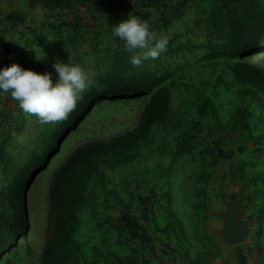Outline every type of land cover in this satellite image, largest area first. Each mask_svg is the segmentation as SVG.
I'll use <instances>...</instances> for the list:
<instances>
[{
  "label": "rangeland",
  "instance_id": "obj_1",
  "mask_svg": "<svg viewBox=\"0 0 264 264\" xmlns=\"http://www.w3.org/2000/svg\"><path fill=\"white\" fill-rule=\"evenodd\" d=\"M116 1L94 19L57 11L32 22L0 11V68L19 62L52 72L55 82L56 60L72 58L94 81L148 72L171 93L164 119L135 150L78 169L74 205L58 229L54 172L84 144L138 130L157 88L99 94L74 113L81 100L54 124L0 95V264H43L51 238L52 264H215L218 257L244 264L251 248L263 252L264 91L238 81L232 67L258 57L264 67V42L243 58L230 55L228 27L207 22L218 0ZM132 13L169 38L166 51L141 66L111 35ZM13 189L25 192L28 210L15 238L8 221ZM231 216L243 226L239 243L230 240Z\"/></svg>",
  "mask_w": 264,
  "mask_h": 264
},
{
  "label": "trees",
  "instance_id": "obj_2",
  "mask_svg": "<svg viewBox=\"0 0 264 264\" xmlns=\"http://www.w3.org/2000/svg\"><path fill=\"white\" fill-rule=\"evenodd\" d=\"M218 1L221 4L215 6L207 22L227 26L231 40L230 43L225 44L228 47V53L243 58L264 42V0ZM232 70L238 81L253 84L264 91V67L260 64L239 60L233 65ZM160 84V79L148 72L130 79L108 74L97 78L94 85L83 94L82 103L74 113L81 111L80 108L83 109L87 105V100L99 94H125L157 88L138 130L111 140L82 145L54 172L50 186V199L51 212L57 229L65 222L69 205H74L73 189L78 169L94 159L118 156L135 150L148 138L152 126L164 119L171 102V93L167 86ZM21 191V189H13L9 196L12 214L8 221L12 238L20 234L28 222L26 194ZM55 245V240L51 238L47 244L43 264H52L50 260L55 252Z\"/></svg>",
  "mask_w": 264,
  "mask_h": 264
},
{
  "label": "clouds",
  "instance_id": "obj_3",
  "mask_svg": "<svg viewBox=\"0 0 264 264\" xmlns=\"http://www.w3.org/2000/svg\"><path fill=\"white\" fill-rule=\"evenodd\" d=\"M111 35L124 42V48L131 54L130 62L135 66L157 60L169 44L167 36L158 37L152 30L149 19L135 13L114 24ZM45 56V52L37 54L36 59L42 60ZM53 67L58 74L55 82L52 72L25 68L19 62L0 68V95L10 94L26 116H35L42 123L66 120L95 81L72 58L68 62L57 59Z\"/></svg>",
  "mask_w": 264,
  "mask_h": 264
},
{
  "label": "crops",
  "instance_id": "obj_4",
  "mask_svg": "<svg viewBox=\"0 0 264 264\" xmlns=\"http://www.w3.org/2000/svg\"><path fill=\"white\" fill-rule=\"evenodd\" d=\"M119 2L120 0L116 1V4ZM108 5L109 0H0V11L3 10L16 19L32 22L41 21L47 13L54 15L57 11L70 12L69 14L76 18L91 17L94 19L98 18L95 13L104 12L107 9L105 6ZM260 245L263 252L251 248L244 264H264V227ZM230 260H232L231 257ZM215 264H222L221 258L218 257Z\"/></svg>",
  "mask_w": 264,
  "mask_h": 264
},
{
  "label": "water",
  "instance_id": "obj_5",
  "mask_svg": "<svg viewBox=\"0 0 264 264\" xmlns=\"http://www.w3.org/2000/svg\"><path fill=\"white\" fill-rule=\"evenodd\" d=\"M228 233L232 243H239L242 241L243 226L234 218V216H231L229 220Z\"/></svg>",
  "mask_w": 264,
  "mask_h": 264
},
{
  "label": "bare ground",
  "instance_id": "obj_6",
  "mask_svg": "<svg viewBox=\"0 0 264 264\" xmlns=\"http://www.w3.org/2000/svg\"><path fill=\"white\" fill-rule=\"evenodd\" d=\"M257 58V57H256ZM256 64L258 63V64H261V60L259 59V57H258V59L256 60V62H255ZM30 196H31V198H32V194H30ZM29 203H30V207L29 208H31L32 209V207H33V201H32V199H31V202L29 201Z\"/></svg>",
  "mask_w": 264,
  "mask_h": 264
}]
</instances>
